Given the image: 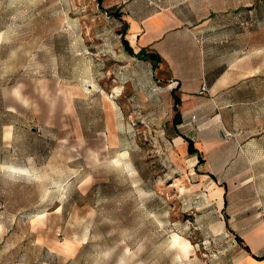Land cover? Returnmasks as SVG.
I'll return each instance as SVG.
<instances>
[{"label":"rangeland","instance_id":"rangeland-1","mask_svg":"<svg viewBox=\"0 0 264 264\" xmlns=\"http://www.w3.org/2000/svg\"><path fill=\"white\" fill-rule=\"evenodd\" d=\"M218 1L190 3L202 9ZM251 9L245 25L237 8L236 27L251 28L257 48L264 0H252ZM115 12L97 0H0V264H253L226 231L225 216L251 254L264 253V126L226 138L223 130L202 134L205 164L194 169L172 141L170 99L156 88V101L149 100L134 77L146 63L124 52ZM252 56L259 67L262 53ZM42 79L56 90L92 86L97 108L102 100L119 115L121 108L122 121L112 117L113 138H81L71 110V136L61 138L57 129L46 135L36 125L34 134L19 131L12 149L5 147L2 132L9 129L2 126L19 119L7 111L18 110L5 88L11 94ZM102 107L93 118L107 130Z\"/></svg>","mask_w":264,"mask_h":264},{"label":"crops","instance_id":"crops-1","mask_svg":"<svg viewBox=\"0 0 264 264\" xmlns=\"http://www.w3.org/2000/svg\"><path fill=\"white\" fill-rule=\"evenodd\" d=\"M102 1L107 8L116 7L118 10L123 24L121 38L134 54L143 50L160 58L156 63L146 57L138 59L124 51L137 62L146 63L145 70L135 72L134 77L143 80L142 89L148 93L149 100L156 101V88H161L162 96L170 99L172 141L192 159L194 169L198 170L205 164L200 150L201 141L198 143L207 139L202 134L214 130L242 133L263 130L264 117L260 115V109L264 106V36L260 34L255 41L260 45L254 48L253 31L245 26L246 20L252 18V0H243L240 4L230 0H219L216 4L201 3L204 5L202 9L190 0L177 5H166L165 0ZM238 7L244 11L246 23L240 28L236 27L235 12ZM254 52L262 53L259 67L253 66ZM202 83L208 87L209 94L199 93ZM20 85L11 94L8 88L4 90L5 100H9V96L15 99L18 110L11 107L7 111L19 116L16 121L2 126L9 129L6 134L2 132V139L9 142L5 147L10 149L18 139L19 131L34 134L36 125H44L46 135L57 129L55 134L58 133L61 138L77 131L84 139L83 134L102 135L106 132L112 139V117L115 114L120 121L123 119L121 108L119 115L116 105L105 104L102 100L103 107L97 108L94 99L89 100L91 95H97L89 92L92 86L56 90L51 89L46 79L26 80ZM101 107L107 130L97 128L99 120L93 118V109L100 110ZM71 110L78 119L77 130L73 131L67 125ZM176 113H179L180 123L174 125ZM83 117L88 119L87 122L82 121ZM29 124L34 126L28 127ZM186 140H190L200 153L201 164H198L196 155L188 154ZM200 174L212 175L206 172ZM220 186L226 190L224 184ZM254 251H258L257 246ZM253 255L264 257V253ZM250 258L253 264H264V259Z\"/></svg>","mask_w":264,"mask_h":264},{"label":"trees","instance_id":"trees-1","mask_svg":"<svg viewBox=\"0 0 264 264\" xmlns=\"http://www.w3.org/2000/svg\"><path fill=\"white\" fill-rule=\"evenodd\" d=\"M97 1H98V4H101V2H102V0H97ZM114 16H115L116 18L120 19V18H119L120 15L118 14V12H115V13H114ZM120 34H123V33L121 32ZM121 37H122V36H121ZM121 42H122V45H123V47H124V50H125L129 55H131V56H133V57H136V58H138V59H144V58L146 57V58H148V59H150V60H152V61H155L156 63H158V62L160 61V58H159L157 55H155V54H153V53H147V54H146L143 50H140L138 53L134 54V52L132 51V49L129 47V45L127 44V42H126L123 38H121ZM177 103H178V101H176V104H177ZM173 123H174V125H177V124L180 123L179 113H176V115L174 116ZM186 142L188 143V154H189V155H196L197 158H198V164H201V163H202V160H201L200 153H199V152L193 147V144H192V142H191L190 140H186ZM225 228H226V231H228V232H230V233L233 234L235 241H236L237 243H239V244L242 246V248H243L246 252H248V253H249L254 259H256V260H262V259H264V257H257V256H254L253 254L250 253V249H249V247L244 243L243 239H242L240 236H238L237 234H235V233L231 230V228H230V226H229V224H228V222H227V217H226V216H225Z\"/></svg>","mask_w":264,"mask_h":264},{"label":"built area","instance_id":"built-area-1","mask_svg":"<svg viewBox=\"0 0 264 264\" xmlns=\"http://www.w3.org/2000/svg\"><path fill=\"white\" fill-rule=\"evenodd\" d=\"M199 93L200 94H209V89L205 83H202L200 90H199ZM192 119H193V117H192ZM37 131H40V128H37ZM222 134H223L224 138L230 137V133L225 131V130L222 131Z\"/></svg>","mask_w":264,"mask_h":264},{"label":"bare ground","instance_id":"bare-ground-1","mask_svg":"<svg viewBox=\"0 0 264 264\" xmlns=\"http://www.w3.org/2000/svg\"><path fill=\"white\" fill-rule=\"evenodd\" d=\"M2 39V34L0 33V41ZM180 141V140H179ZM7 167V166H6ZM9 169H12V170H20V169H17L13 166H8ZM174 236V241H177L176 244L179 246V248L184 251V249L186 248V244H184L183 242H181L180 240H178V236L176 235H173ZM251 260V258H250Z\"/></svg>","mask_w":264,"mask_h":264}]
</instances>
